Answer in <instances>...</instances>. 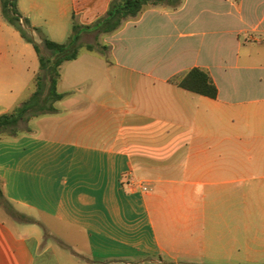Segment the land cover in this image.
<instances>
[{
    "label": "crops",
    "instance_id": "1",
    "mask_svg": "<svg viewBox=\"0 0 264 264\" xmlns=\"http://www.w3.org/2000/svg\"><path fill=\"white\" fill-rule=\"evenodd\" d=\"M110 2L68 0L78 44L104 51L64 63L56 112L0 138V264H63L62 247L70 264H237L239 172L264 171V0H165L86 29ZM17 8L38 28L51 5ZM38 67L0 14V115ZM192 68L215 98L169 81Z\"/></svg>",
    "mask_w": 264,
    "mask_h": 264
},
{
    "label": "trees",
    "instance_id": "2",
    "mask_svg": "<svg viewBox=\"0 0 264 264\" xmlns=\"http://www.w3.org/2000/svg\"><path fill=\"white\" fill-rule=\"evenodd\" d=\"M165 0H111L105 15L97 19L91 29L99 34L115 32L124 21L135 18L147 5H156ZM0 14L3 19L19 32L21 37L30 43L38 57V71L30 85L35 89L30 95L13 107L9 112L0 115V138L18 135L19 123L32 117L56 112L55 102L62 100L69 93H60L57 85L60 79L61 67L64 63L75 60L80 49L92 51L94 44H78L80 28L73 26L72 34L66 42H56L41 34L39 28L32 27L27 18L23 17L17 8V0H0ZM30 33H36L39 43ZM40 44L50 52L44 55ZM171 83L188 91L215 98L217 89L211 78L201 69L192 68L184 74L175 75ZM0 204H6L0 186ZM21 218L24 216L19 215ZM27 220V219H26Z\"/></svg>",
    "mask_w": 264,
    "mask_h": 264
},
{
    "label": "rangeland",
    "instance_id": "3",
    "mask_svg": "<svg viewBox=\"0 0 264 264\" xmlns=\"http://www.w3.org/2000/svg\"><path fill=\"white\" fill-rule=\"evenodd\" d=\"M45 1L47 4L51 5V8L47 11L44 19L37 21V26L41 34L55 41L60 40L61 42H66L72 34L73 26L70 13L63 10L65 6L67 7L68 0H60L62 6L61 11L58 9L57 3H53V0H51V2L50 0ZM30 34L35 40H39L36 33ZM88 39L92 40V37ZM81 41V43L87 42L83 38ZM94 45L97 51H104L101 49V44L95 43ZM40 48L44 55L50 54L41 44ZM81 51L82 49H80V52ZM34 89L35 86L31 84L23 100L26 99ZM29 120L19 123L18 128L20 132L28 131L27 125ZM256 143L259 144V142ZM240 160L241 158L239 155V161ZM235 187L234 223L236 227L235 231H238V244L242 249L237 264H264V171L252 169L240 171L239 181ZM2 210L5 211L3 206ZM46 223L50 224L51 221H47ZM62 242L64 245H71L68 237H62ZM246 244L251 246V249L255 251L252 253L253 258H255L253 262L245 261L246 252L243 248ZM62 253V263L70 264L69 249L62 247Z\"/></svg>",
    "mask_w": 264,
    "mask_h": 264
},
{
    "label": "built area",
    "instance_id": "4",
    "mask_svg": "<svg viewBox=\"0 0 264 264\" xmlns=\"http://www.w3.org/2000/svg\"><path fill=\"white\" fill-rule=\"evenodd\" d=\"M143 189H145V188H143Z\"/></svg>",
    "mask_w": 264,
    "mask_h": 264
}]
</instances>
